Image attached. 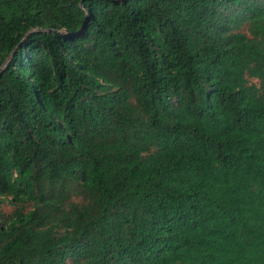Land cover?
<instances>
[{"label":"trees","instance_id":"16d2710c","mask_svg":"<svg viewBox=\"0 0 264 264\" xmlns=\"http://www.w3.org/2000/svg\"><path fill=\"white\" fill-rule=\"evenodd\" d=\"M0 264H264V0H0Z\"/></svg>","mask_w":264,"mask_h":264},{"label":"rangeland","instance_id":"374dc122","mask_svg":"<svg viewBox=\"0 0 264 264\" xmlns=\"http://www.w3.org/2000/svg\"><path fill=\"white\" fill-rule=\"evenodd\" d=\"M11 209H12L11 205H5L4 206V210L7 212L11 211Z\"/></svg>","mask_w":264,"mask_h":264}]
</instances>
